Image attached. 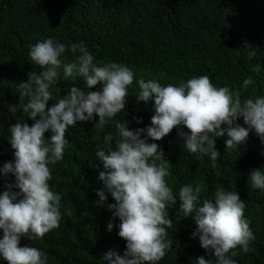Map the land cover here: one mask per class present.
Listing matches in <instances>:
<instances>
[{"label":"trees","instance_id":"1","mask_svg":"<svg viewBox=\"0 0 264 264\" xmlns=\"http://www.w3.org/2000/svg\"><path fill=\"white\" fill-rule=\"evenodd\" d=\"M51 37L70 46L84 42L97 66L115 62L134 72L129 86L126 110L114 120H127L129 129L150 125L154 101L137 102V81L155 79L162 86H179L192 77L207 75L216 87L227 86L238 91L241 100L264 96V0H0V168L14 160L9 127L17 118L31 126L34 121L19 112L14 116L8 108L19 102L15 88L28 79L30 71H40L28 57V46ZM247 41L258 51L249 60L240 48ZM240 53L237 55V53ZM70 62L74 59L66 52ZM259 67V71L254 69ZM252 84L243 87L245 78ZM64 80L51 87L54 99L66 95L70 87L85 89V82ZM98 84L90 91L100 90ZM55 100L49 101V106ZM91 122H78L69 127L63 159L50 164V190L61 196L60 227L49 231L42 239L21 238L20 246L37 247L48 256L47 264H109L102 256L110 250L123 254L126 241L119 237L118 217H113L107 203H115L99 173L104 171L96 158L97 147H103L107 133L116 134L114 121L103 129ZM140 121V122H138ZM242 126L243 119L238 121ZM180 130L174 128L157 143L164 152L163 161L170 167L166 178L174 193L182 186L199 182L204 191L201 202L211 198L218 187L237 192L246 204L245 218L255 235L250 250L237 248L236 264H264V192L252 189L248 180L253 168L264 170V142L249 133L246 143L227 150V136L217 137L215 148L220 152L216 167L207 155L185 151ZM51 133L46 132L45 137ZM15 187L12 174H0V191L7 185ZM98 191L107 196L105 205L97 206ZM177 204L167 208L173 222L168 229L173 241L171 250L158 264H198L203 256L211 259L193 238L195 222L192 215L184 217ZM67 210V211H65ZM113 222L111 231L107 229ZM3 232L0 230V238ZM0 264H7L0 258Z\"/></svg>","mask_w":264,"mask_h":264},{"label":"clouds","instance_id":"2","mask_svg":"<svg viewBox=\"0 0 264 264\" xmlns=\"http://www.w3.org/2000/svg\"><path fill=\"white\" fill-rule=\"evenodd\" d=\"M30 62L40 71H30L27 80L16 85L19 102L9 105L14 116L26 114L28 123L17 118L9 127L10 144L14 160L0 168V174H12L15 187L7 185L0 191V258L7 264H47L48 256L37 247L20 246L21 238L29 241L42 239L49 231L60 227L61 196L50 190L52 173L49 165L63 159L69 141L66 132L78 122H91L103 129L114 121L116 134L103 137V147H97L95 156L104 171L99 173L115 203H107L113 217H118L119 237L126 241L123 254L110 250L102 256L109 264H158L171 250L173 241L168 229L173 222L167 216V208L177 204L184 217L192 215L195 222L193 238L215 258V264H236L238 253L250 250L255 240L249 221L245 218L246 204L234 191L218 187L211 198L201 202L203 186L196 182L182 186L178 193L168 185L170 167L163 161V150L153 142L168 135L174 128L183 126L178 136L183 140L186 152L207 155L211 166L216 167L220 152L215 148L216 138L227 136L226 151L237 149L247 142L249 133L264 142V96L241 100L238 91L227 86L216 87L207 75L192 77L179 86H162L157 80L140 78L137 102L154 101V114L145 128L129 129L128 121L114 120L126 110L129 86L134 72L129 67L111 62L97 66L84 42L70 46L51 37L28 46ZM249 60L257 49L244 42L240 48ZM66 52L74 57L65 62ZM240 53L238 52L237 55ZM254 71L258 72L257 66ZM85 82V89L70 87L66 95L54 99L50 90L61 79ZM252 78L243 81V87L252 84ZM100 90L90 91L96 85ZM55 100L51 106L49 101ZM242 118L244 125L237 121ZM140 122V121H138ZM50 132L46 138L45 133ZM250 186L264 192V170L253 168L249 173ZM97 206L105 205L107 196L98 191ZM67 211V210H65ZM113 222L107 229L111 231ZM198 264H213L203 256Z\"/></svg>","mask_w":264,"mask_h":264}]
</instances>
